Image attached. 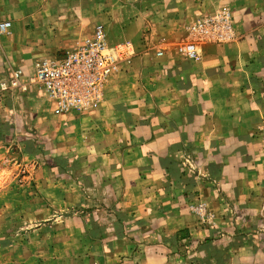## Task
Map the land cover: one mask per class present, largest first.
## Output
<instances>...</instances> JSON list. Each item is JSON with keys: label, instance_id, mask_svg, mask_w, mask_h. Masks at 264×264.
<instances>
[{"label": "crops", "instance_id": "crops-1", "mask_svg": "<svg viewBox=\"0 0 264 264\" xmlns=\"http://www.w3.org/2000/svg\"><path fill=\"white\" fill-rule=\"evenodd\" d=\"M20 1L0 0V23L12 22L0 34V78L28 63L29 42L49 48L44 59L62 57L94 33L81 16L74 27L61 22L71 11L53 1L33 11ZM121 8L97 19L111 46L129 41L135 55L96 106L58 114L37 88L0 100V176L11 173L8 138L47 158L31 162L45 197L20 223H47L54 208L79 213L51 222L63 230L47 237L62 240L64 254L77 238L91 243L79 246L92 258L80 264H264V0ZM224 9L234 41L199 45L197 60L176 53L190 25Z\"/></svg>", "mask_w": 264, "mask_h": 264}, {"label": "rangeland", "instance_id": "rangeland-1", "mask_svg": "<svg viewBox=\"0 0 264 264\" xmlns=\"http://www.w3.org/2000/svg\"><path fill=\"white\" fill-rule=\"evenodd\" d=\"M46 1H53L56 4L55 6L64 7L68 12L71 11L70 14H74L72 20L69 18L70 14L61 15L60 19L61 22H66L65 24L74 27L76 23L81 22L79 21L80 16L83 17L82 21L87 24L102 25L104 21L97 19L98 17L104 20L113 19L115 13H119L122 9V5H127L131 0H21L17 3V6L33 11L34 8L42 6ZM9 33L5 35H9ZM83 41L77 43L74 47L67 48V50L77 48ZM48 49L43 46L31 45L29 42L26 50L30 52L31 59L28 63H13L11 69L20 68L26 75H29L32 68L44 60L47 53L44 51H48ZM47 59L60 61L63 58L51 56ZM2 146L7 148L9 155L2 166L7 164L11 173L0 176V264H80L81 261L85 262L87 258L91 260V255L79 254V246L83 244V241L80 243L79 238L73 241L72 252L64 254L59 252V250L63 251V241L57 237H47V234L52 236L53 231L63 230V223L55 224L54 228L51 222L69 217L71 214L79 216V213L72 212L73 210L54 208V214L50 213L52 216L49 222L46 221L47 223L44 221L33 224L20 223L23 216L33 213V200L45 197L44 193L35 187L36 182L34 180L35 176L31 172L33 170L31 162H39L42 159L47 162V158L43 157L46 153L42 148L38 149L32 143L21 144L18 140L11 141L9 138L8 142L2 143ZM36 155L40 158L31 160L30 157ZM11 156L14 157L8 161ZM19 156L28 159L22 160ZM40 209L45 208L40 207ZM51 209L53 210V208ZM34 210H36V207ZM38 229L40 235L36 234ZM83 245L91 250V243L87 242ZM93 245H97L96 241Z\"/></svg>", "mask_w": 264, "mask_h": 264}, {"label": "built area", "instance_id": "built-area-1", "mask_svg": "<svg viewBox=\"0 0 264 264\" xmlns=\"http://www.w3.org/2000/svg\"><path fill=\"white\" fill-rule=\"evenodd\" d=\"M11 26V22L1 23L0 34H8ZM235 39L232 13L224 9L190 25L175 50L185 59L197 60L199 45L227 44ZM134 55L131 42L111 46L104 26L98 25L90 37L67 51L62 60L44 59L29 75L20 68L11 69L6 77L0 78V100L8 93L23 94L37 88L54 102L56 113L82 112L101 102L108 81ZM157 55L162 56L163 52Z\"/></svg>", "mask_w": 264, "mask_h": 264}]
</instances>
